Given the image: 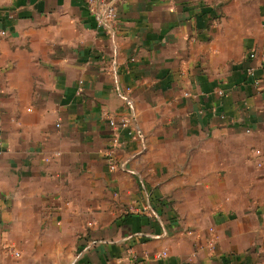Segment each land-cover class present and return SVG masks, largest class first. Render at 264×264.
Returning <instances> with one entry per match:
<instances>
[{"label":"crops","instance_id":"crops-1","mask_svg":"<svg viewBox=\"0 0 264 264\" xmlns=\"http://www.w3.org/2000/svg\"><path fill=\"white\" fill-rule=\"evenodd\" d=\"M115 1L0 0V264H264V0Z\"/></svg>","mask_w":264,"mask_h":264},{"label":"built area","instance_id":"built-area-1","mask_svg":"<svg viewBox=\"0 0 264 264\" xmlns=\"http://www.w3.org/2000/svg\"><path fill=\"white\" fill-rule=\"evenodd\" d=\"M86 5L89 14L94 19L96 27L98 30L105 31L111 35L115 34L117 29L119 28V17H118V5L115 0H86ZM6 35V31L3 29H0V39L3 38ZM259 56L258 52L251 51L249 53V57L251 59L257 58ZM260 57L264 59V52H260ZM128 63H125V66H127ZM114 70H117V68L114 67ZM247 75L251 79L254 86H259L261 84V77L257 75V70L255 67H250L247 70ZM221 94H224V91L221 90ZM127 100V98L125 97ZM107 116L109 118V123L111 125V128L113 130V146L110 148L106 153V158L108 161V166L111 171H116L120 168L119 163L117 162L115 158L116 148L121 144V138L123 132L128 131L129 134H132L131 129V121L129 118H122L121 120H117L114 115L107 113ZM224 118L225 115H222ZM60 126V125H58ZM135 129V127L133 128ZM255 154L258 156L262 154L261 149H256ZM262 162H259L258 165L262 166ZM141 211L145 212L147 215L153 218H157V212L152 205L147 204L143 206ZM217 237H215L216 239ZM13 253L15 256L20 257L21 252L13 250ZM167 252L161 253V255H166ZM160 255V254H159ZM137 259V258H136Z\"/></svg>","mask_w":264,"mask_h":264},{"label":"rangeland","instance_id":"rangeland-1","mask_svg":"<svg viewBox=\"0 0 264 264\" xmlns=\"http://www.w3.org/2000/svg\"><path fill=\"white\" fill-rule=\"evenodd\" d=\"M64 240H66L65 242H66L67 244L70 243V239H69V237H65ZM43 247H44L45 250L40 251L39 254H37V257L40 258V259H42V260L46 259V258L51 254V251H50V250H47L48 248H50L49 245L46 244V245H44Z\"/></svg>","mask_w":264,"mask_h":264}]
</instances>
